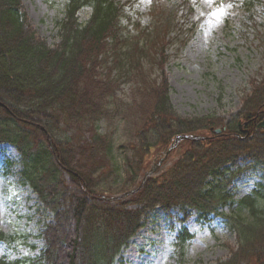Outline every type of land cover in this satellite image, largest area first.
<instances>
[{
  "label": "trees",
  "instance_id": "trees-1",
  "mask_svg": "<svg viewBox=\"0 0 264 264\" xmlns=\"http://www.w3.org/2000/svg\"><path fill=\"white\" fill-rule=\"evenodd\" d=\"M157 4L152 0L153 11ZM172 4L153 12L152 31L140 40L122 31L121 0H68L56 22L60 40L51 45L36 34L20 0H0V145L16 149L20 183L52 214L39 262L114 264L151 213L184 220L195 210L204 221L222 218L236 235L237 251L216 264H264V127L257 128L264 119V78L249 82L243 108L225 124L213 113L180 115L158 47L178 25L170 13L180 5ZM85 6L91 15L79 21ZM145 62L156 64L160 74L151 77ZM126 82L133 83L131 102L118 99ZM134 110L138 122L131 127ZM118 118L129 122L133 141L126 145L115 144V133L123 131ZM239 120L247 131L239 129ZM72 127L88 144L74 143ZM180 134L203 139L182 140L136 192L109 199L139 187L155 157H163ZM249 162L246 167H259L262 179L237 198L230 186ZM4 164L11 168L14 162ZM191 235L180 227L179 250ZM13 239L0 230V244ZM0 264L12 263L0 258Z\"/></svg>",
  "mask_w": 264,
  "mask_h": 264
},
{
  "label": "rangeland",
  "instance_id": "rangeland-1",
  "mask_svg": "<svg viewBox=\"0 0 264 264\" xmlns=\"http://www.w3.org/2000/svg\"><path fill=\"white\" fill-rule=\"evenodd\" d=\"M20 1L36 34L51 45L57 43L60 39L56 22L63 17L68 0ZM174 1L180 8L170 14L178 25L171 27L165 42L158 45L164 49L172 104L182 116L213 113L225 124L243 108L244 97L250 92L249 82L264 78V0H186V4L183 0H158V9L154 11L152 0H121L123 33L144 40V31H152L154 26L153 12L158 14L159 10L174 7ZM91 12L88 6L81 8L79 21H86ZM157 31L150 35L155 37ZM156 34L158 37L159 33ZM144 69L150 71L151 77L160 74L156 64L145 62ZM131 86L132 82L123 83L117 90L118 99L131 102L128 97ZM137 122L134 110L131 127ZM262 122L264 119L258 123ZM118 128L123 131L115 133L116 145H126L128 139L133 141L127 135V120L118 118ZM69 135L78 147L89 142L84 141L76 127L71 128ZM116 153L124 157L119 149ZM5 159L14 165L5 167ZM18 161L19 154L14 147L0 145V230L14 238L11 243L0 244V258L12 264H48L39 262V257L45 244L44 224L52 214L43 209L29 186L20 183ZM119 161L122 162L120 157ZM88 163L83 161L85 165ZM250 164L242 167H245L242 173L230 186L237 198L262 179L260 168L246 167ZM223 210L228 213L230 207ZM180 218L178 215L167 219L161 210L151 213L114 264H216L237 251L236 235L222 218L204 221L198 219L195 210L191 217ZM182 225L192 237L181 251L176 242Z\"/></svg>",
  "mask_w": 264,
  "mask_h": 264
},
{
  "label": "water",
  "instance_id": "water-1",
  "mask_svg": "<svg viewBox=\"0 0 264 264\" xmlns=\"http://www.w3.org/2000/svg\"><path fill=\"white\" fill-rule=\"evenodd\" d=\"M259 126L264 127V122L260 123ZM239 127H240V129H242V125L240 123H239ZM215 131L217 133H219L221 130L220 129H216ZM183 139H192V140L197 139V140H199V139H203V137L202 136H199V135H187V134L177 135L175 137V139H174V142L170 145V147L164 151V155L158 161V163H155L152 166V168L145 173L144 178H143V181H142V184L139 187H137V188H135L133 190H130V191H126L125 193H123L121 195H117V196L111 197L109 199L110 200H116V199H119V198L127 197L129 195H132L134 192H136L146 182L148 176H151V175H153L155 173V171L158 168V166L161 165L164 162V160L169 156L170 152L173 149H175L179 145L180 141L183 140Z\"/></svg>",
  "mask_w": 264,
  "mask_h": 264
}]
</instances>
